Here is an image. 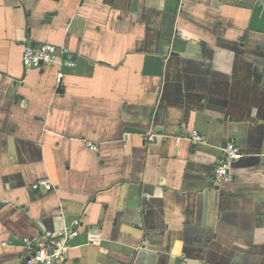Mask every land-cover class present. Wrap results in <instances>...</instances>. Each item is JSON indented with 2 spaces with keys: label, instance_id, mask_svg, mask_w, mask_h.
I'll return each instance as SVG.
<instances>
[{
  "label": "crops",
  "instance_id": "crops-1",
  "mask_svg": "<svg viewBox=\"0 0 264 264\" xmlns=\"http://www.w3.org/2000/svg\"><path fill=\"white\" fill-rule=\"evenodd\" d=\"M76 221L66 264H264V0H0V264Z\"/></svg>",
  "mask_w": 264,
  "mask_h": 264
},
{
  "label": "built area",
  "instance_id": "built-area-1",
  "mask_svg": "<svg viewBox=\"0 0 264 264\" xmlns=\"http://www.w3.org/2000/svg\"><path fill=\"white\" fill-rule=\"evenodd\" d=\"M61 50L50 44H27L23 52V66L27 70H42L44 68L55 67L58 64ZM63 65L75 66L74 62L64 60ZM151 141L155 140L152 136ZM190 140L195 146L202 144L205 138L198 132H186L184 137L178 139ZM92 150L97 151L96 146L91 147ZM244 153L234 143L230 142L224 149V155L217 167L215 173L216 182L219 184L229 183L233 180L231 174V165L233 162L243 158ZM53 186L49 180H39L33 186V191L50 192ZM79 221L75 222V227L61 232H48L42 236L25 239L24 243L27 248L26 264H66L70 259V252L72 250V240L80 235ZM77 227H79L77 229ZM88 242L92 246H99L101 243V234L97 230L85 231Z\"/></svg>",
  "mask_w": 264,
  "mask_h": 264
},
{
  "label": "water",
  "instance_id": "water-1",
  "mask_svg": "<svg viewBox=\"0 0 264 264\" xmlns=\"http://www.w3.org/2000/svg\"><path fill=\"white\" fill-rule=\"evenodd\" d=\"M228 143H230V142H226V143L224 144V146L226 147ZM88 230H91V229H90L89 227H87L85 231L87 232Z\"/></svg>",
  "mask_w": 264,
  "mask_h": 264
}]
</instances>
